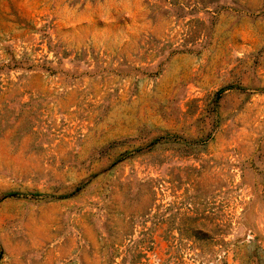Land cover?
Returning a JSON list of instances; mask_svg holds the SVG:
<instances>
[{"label": "rangeland", "instance_id": "374dc122", "mask_svg": "<svg viewBox=\"0 0 264 264\" xmlns=\"http://www.w3.org/2000/svg\"><path fill=\"white\" fill-rule=\"evenodd\" d=\"M0 264H264V0H0Z\"/></svg>", "mask_w": 264, "mask_h": 264}]
</instances>
